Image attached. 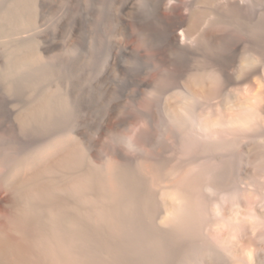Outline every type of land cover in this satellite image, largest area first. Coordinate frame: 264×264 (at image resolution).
<instances>
[{"label":"bare ground","instance_id":"1","mask_svg":"<svg viewBox=\"0 0 264 264\" xmlns=\"http://www.w3.org/2000/svg\"><path fill=\"white\" fill-rule=\"evenodd\" d=\"M151 7L146 19L134 0L120 3L113 56L133 58L137 70L92 134L81 136L76 110L71 132L6 174L16 195L0 229V264H264V0ZM38 106L37 118L62 109L51 99ZM65 136L70 152L47 165ZM53 167L73 171L70 187L103 232L41 183Z\"/></svg>","mask_w":264,"mask_h":264},{"label":"rangeland","instance_id":"2","mask_svg":"<svg viewBox=\"0 0 264 264\" xmlns=\"http://www.w3.org/2000/svg\"><path fill=\"white\" fill-rule=\"evenodd\" d=\"M122 1L0 0V229L14 213L16 180L6 174L17 159L32 156L36 146L48 143L50 138L71 132L76 125V110L81 136L89 137L103 120L109 103L126 86L127 78L136 73L137 62L133 58L113 56ZM134 1L137 11L150 18L152 0ZM24 5L29 7V16L21 14ZM251 96V92L240 94L244 99ZM45 99H51L62 109L37 118L33 111ZM32 108L35 109L30 111ZM69 139L65 136L66 143L63 142L68 150L59 149L60 153L47 157V165H53L56 156L70 152L73 143ZM86 155L84 151L81 163L84 168L89 165ZM40 169L41 163L33 170ZM53 169L56 170L41 175V183L50 185L56 197L80 207L78 214L84 227L103 232L101 218L90 213L91 205L83 203L70 187L73 171ZM31 173L19 176L26 178ZM5 176L7 179L3 181ZM64 212L76 214L71 208ZM94 242L93 251L105 259L99 239Z\"/></svg>","mask_w":264,"mask_h":264}]
</instances>
